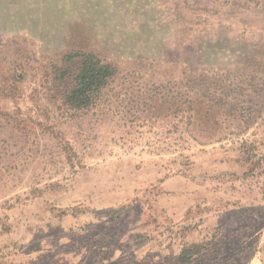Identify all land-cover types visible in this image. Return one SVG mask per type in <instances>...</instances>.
<instances>
[{
  "label": "rangeland",
  "instance_id": "374dc122",
  "mask_svg": "<svg viewBox=\"0 0 264 264\" xmlns=\"http://www.w3.org/2000/svg\"><path fill=\"white\" fill-rule=\"evenodd\" d=\"M78 49L116 73L71 110ZM0 264H264V0H0Z\"/></svg>",
  "mask_w": 264,
  "mask_h": 264
},
{
  "label": "trees",
  "instance_id": "16d2710c",
  "mask_svg": "<svg viewBox=\"0 0 264 264\" xmlns=\"http://www.w3.org/2000/svg\"><path fill=\"white\" fill-rule=\"evenodd\" d=\"M115 67L101 59L96 53L78 49L63 56L62 64L54 67L51 80L54 90L60 95L68 109H87L94 105L110 79L115 75ZM186 110L193 121L206 124L216 121L214 104H200L197 100H187ZM171 107V108H170ZM166 109L175 110L174 103ZM174 112V111H173ZM211 121V122H210ZM218 137L202 135L199 141H211ZM201 245L191 244L183 248L177 260L181 263L191 262L201 253Z\"/></svg>",
  "mask_w": 264,
  "mask_h": 264
}]
</instances>
